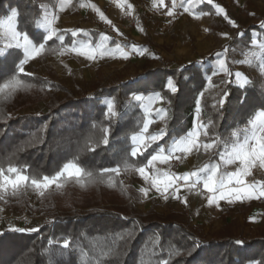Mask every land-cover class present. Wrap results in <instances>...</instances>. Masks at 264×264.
I'll use <instances>...</instances> for the list:
<instances>
[{
	"label": "trees",
	"instance_id": "1",
	"mask_svg": "<svg viewBox=\"0 0 264 264\" xmlns=\"http://www.w3.org/2000/svg\"><path fill=\"white\" fill-rule=\"evenodd\" d=\"M52 1L0 0V18L16 9L19 29L25 30L30 37L38 36L43 30L37 29L35 22L42 16V4ZM258 30L261 32L259 26L250 27L245 35L231 42V47H248L249 38ZM87 33L94 37L100 34L98 31ZM61 34L65 45L72 42L70 32ZM58 47L59 42L53 40L48 42L46 49ZM142 48L148 50L149 46ZM4 53L0 56V82L18 76L24 81L28 78L38 86L61 87L41 77L18 73L17 65L23 59L21 50L4 48ZM213 57L211 55L183 67L148 68L134 79L101 87L92 96H79L65 89L68 96L50 102L48 111L42 114L14 113L13 96L0 95V164L26 167L30 173L51 175L77 153L84 138L91 136L92 146L102 135L100 129L110 127L108 145L100 143L94 152L81 153L79 160L93 172L116 167L127 158L129 138L145 119L140 103L131 99L133 93L145 94V89L147 94L159 91L167 100L169 130L160 144L192 127L197 100L200 101L204 123L210 124V137L216 134L221 139L229 138L230 131L243 127L253 113L264 111V89L255 80H250L245 87L228 83L221 91V94L224 90L229 93L223 109L218 106L221 95L200 99L206 88V76L212 73V66L207 64L216 60ZM170 78L178 89L175 94L169 93L166 87ZM110 100L115 101L118 113L114 118L105 115L106 102ZM155 147L153 144L144 156H148ZM137 159L143 161V157ZM105 177L115 183L127 205L100 204L102 206L95 205L97 207L87 212L64 213L55 208L56 199L51 194L47 197L51 199L47 203L51 209L43 211L49 220L38 228V232H14L10 229L0 232V264H86L92 259L87 253L94 246H102L105 240L112 241L116 236L129 232L131 237L117 241L118 251L106 264H158L161 253L168 254L167 264H264V234L246 236L225 228L211 236L204 235L199 226L192 225L190 216L184 219L175 212L164 214L155 209L145 213L138 211L131 204L139 198L138 191L123 185L120 187V175L106 173ZM96 184L112 189L107 182ZM26 197L25 193H20L21 207H25L23 201ZM64 238L71 239V250L62 251L54 243H49Z\"/></svg>",
	"mask_w": 264,
	"mask_h": 264
},
{
	"label": "snow or ice",
	"instance_id": "2",
	"mask_svg": "<svg viewBox=\"0 0 264 264\" xmlns=\"http://www.w3.org/2000/svg\"><path fill=\"white\" fill-rule=\"evenodd\" d=\"M205 0H187V6L184 3L179 5L183 12L188 13L195 19H200L207 12L194 11L193 6L204 3ZM207 4L213 5V0H206ZM73 3V0H55L51 8L45 6L42 16L35 22L37 29H42V33L38 36L30 37L25 30L18 27V10L12 9L6 17L0 18V40L4 41L3 47H0V56H3L4 48L18 49L22 51L23 59L17 65L16 71L20 74L25 73L24 66L29 60H35L45 51L49 41H58V55L63 56L68 52H74L78 56L85 57L89 61H95L98 57L106 56L111 58H120L128 60L133 53L143 55L145 49L130 46L131 51H126L124 45L112 41L114 47H109L108 43L111 38L102 36L100 42L93 44L90 39L77 40L76 38L83 35L87 37L89 34L82 29L63 30L56 27L59 21L58 12H63L66 6ZM164 5V0H153V6L157 9ZM118 7L120 5H117ZM79 7H89L94 11L101 21L113 27V30L119 33L112 21L101 11L95 4H85L80 2ZM127 8L131 9L132 5L127 4ZM178 7L176 0H172L171 8L164 13L169 17L174 15L175 9ZM217 14H223L224 9L219 5H213ZM55 9V10H54ZM224 18L228 19L224 14ZM234 28L238 27L234 21H228ZM264 29V24H261ZM73 37L70 45L64 44V35L62 32H69ZM143 31V29H141ZM207 31V29H205ZM122 35V34H121ZM242 35V34H240ZM35 41V42H34ZM53 51H57L53 49ZM229 49L225 48L223 52L216 54V66L212 70V75L223 74L228 77L225 82H237L240 87H245L250 83V78L244 73H233L226 60ZM233 64L243 66H257L258 70L264 75V39L260 37H250L249 46L244 53V58L239 61H232ZM33 85L26 83L18 76H13L7 82H0V95L7 97L13 96L22 88H31ZM167 90L171 94H175L178 89L172 80H168L166 84ZM50 90V89H49ZM229 93L227 90L218 100V106L223 109L227 103ZM203 93H201V98ZM132 101L139 102L145 116L144 121L139 126V130L132 134L129 138V148L127 150V158L124 159L116 167L103 168L97 172L87 169L80 163L79 156L83 152H94L96 146L100 143L108 145L110 127H102L100 129L102 135L95 144L90 146L91 136L84 138L82 147L78 148L77 153L67 160L55 173L51 175L30 173L26 167L15 166L8 164H0V193H10L16 196L22 191L32 188L40 197H44L50 189H62L67 184L73 183L84 188L88 185L107 182L110 187H115V183L107 180L106 173H115L120 175L121 171L135 172L144 180L146 187H142L139 191L143 197L147 198L149 192L154 190L166 201L169 195L176 200H181L179 192L181 188L191 192L202 188L207 203L212 206L219 207V201L227 200L232 203L233 199L241 200L243 197L248 199L264 197V182H249L246 183V177L252 176V170L257 166L264 170V111L253 113L243 127H237L230 131L229 138L221 139L219 135L213 134L210 137L208 128L209 124L200 121L201 107L200 101L197 100L195 109V120L193 128L179 136L170 137L164 144L159 141L163 140L167 135L166 128H162L155 133H149V127L155 122V119L165 121L168 119V111L161 107L155 110V119L153 116V105L155 103H163L165 98L159 92L147 94L133 93ZM243 102V101H241ZM115 101H107L105 107V115L108 118L117 117L118 113L115 110ZM96 125H93L95 128ZM204 137L205 139H202ZM156 147L144 156L152 145ZM215 151L218 161L207 163L201 167L195 168L183 174H176L170 170H163L158 165H170V162L183 161L193 153L199 155L201 152L208 153ZM138 157H143V161L138 160ZM228 166H233V170H224ZM3 197L0 196V199ZM187 203L186 197L182 200ZM14 232H22L24 229L12 228ZM33 232H38V228L31 229ZM131 237V232L126 235H118L112 241L105 240L102 246H94L89 253L92 257L86 264H106V261L114 256L118 251L117 241L127 240ZM50 244H55L62 251H68L73 248V243L70 238H64L59 241H49ZM242 244L241 241H237ZM156 250L153 249V252ZM83 254V253H82ZM167 255L161 253L158 264H167Z\"/></svg>",
	"mask_w": 264,
	"mask_h": 264
},
{
	"label": "rangeland",
	"instance_id": "3",
	"mask_svg": "<svg viewBox=\"0 0 264 264\" xmlns=\"http://www.w3.org/2000/svg\"><path fill=\"white\" fill-rule=\"evenodd\" d=\"M78 1L79 0H73V3L71 5L66 6L65 11L58 12L59 21L56 27L58 29L64 28L67 30L93 29L98 31L100 34L104 33L105 31L100 26L92 24L85 19L88 14L96 15V13L94 11L86 12L85 14L81 13L79 10L80 8L77 9V7H79ZM133 1L135 0H132L129 4H131ZM54 2L55 0L52 2H44L42 6L51 8ZM252 7H254V10L257 9L255 8L253 3ZM123 18L124 16L118 20H110L113 22H122ZM180 18L173 22L167 23L174 24L178 22ZM257 21L254 20V22ZM240 22L242 25L244 24L242 20H240ZM135 27L136 24L134 28ZM132 30L127 32H131ZM215 38L216 37H210L209 39L203 40V42H205L204 44L209 45L208 47H211L214 50L219 48V50L213 52V54H209L210 51L201 54L194 53L193 51L195 50V46H193L194 50L192 49L191 53L189 51L186 52V46L182 47V49L179 50V48L185 41H187L188 43L189 41H194V38H192V36L187 33L186 36L181 39V45L176 43L171 47L164 46V48H162L161 52L159 53H157L155 50H152L150 52L147 51L145 52L146 55L145 53L143 54L144 56L141 54L137 56L133 53L128 60L106 56L102 59L98 57L95 61H89L85 57L75 55L72 52H68L63 56L58 55V49L60 46L58 48H55L57 51H53V49L51 48L46 49V51L35 60H29V62L24 66L25 73L28 75L44 78L48 82H54L56 85L61 87H51L50 85H47L45 87L38 86L35 83H32L27 78V80H25L26 83H30L33 86L31 88H22L13 95L12 108L14 110V113L18 114H42L48 111V104L50 102L52 103L53 101L66 98L68 96L66 90L79 96L83 94L92 96L97 89L111 85L113 83H120L134 79L137 75L141 74L148 68H173L175 66L179 67V64L185 66L187 64L183 65V63H189V61H193L196 59L202 60L210 57L211 55H214L213 58L216 59V54L218 52H223L225 46L222 44V40H216ZM3 44L4 41L0 40L1 47H3ZM70 44L71 43H68L66 45ZM228 49L229 51L227 53L226 60L229 69L233 73L240 72L246 74V76L250 78V80H255L260 88L264 89V75L261 74L255 64L249 67L232 63V61H239L243 59L244 53L247 51V49H244L243 51H240L233 47H229ZM161 53H163V55H161ZM132 55H134V57H132ZM207 66H212L211 70H213L216 66V60H213L212 62H210V64H207ZM206 79L207 84L205 90L202 92V98L204 96L217 98L218 96L222 95L221 91L228 84L225 81L229 78L225 77L221 73L217 75L208 74L206 76ZM168 80H172L174 82L172 78ZM233 84L239 87L237 82H233ZM202 98L200 95V99ZM163 103L165 104V101ZM155 120L156 122L158 121L155 125H157L158 128L161 129L166 128L168 135V119L166 120V122L160 121L159 119ZM149 133L153 132L149 131ZM120 176L121 177L118 183L120 187L121 185H123L124 188L127 187L128 189H135L136 192L138 191L139 198L134 199V201L132 202L130 200L128 201V203L131 202V204H133L138 211L145 213L150 209H155L156 211L164 214L175 212L182 216L184 219H186L188 216L191 217V215H189L188 213L180 212L179 208H177V211L173 206L170 207L169 205H165L162 199L153 198V196L150 194L147 198L143 197L139 189L142 187H146L147 185L144 180L138 175V173L131 171H122ZM22 192L27 196L25 198L27 202L23 201L25 207H21L19 205V202L22 201L19 199L20 193L16 196H12L10 193H0V196L3 197L2 199H0V232L5 229L12 228L24 229V231L31 232V229L40 228L41 225L45 223V221L49 220L48 214L43 211L45 208L51 209V206L47 204L51 200L47 197L51 194H53L54 198L56 199L55 208H59L60 211H63L64 213H70L71 211L87 212L97 206L106 204L114 207L127 205L125 202H123V199L121 198L122 194L120 195V193L116 190V187H112V189H105L101 188L99 184H92L81 188L77 184L69 183L62 189H50L48 192H46L44 197H40L32 188H28ZM6 201L8 203H11V205H8ZM14 202H16L17 204H14ZM150 202L153 204H150L151 208L148 205ZM233 224L234 223L225 224V226L221 229L229 228L233 232H236L238 234L241 233L246 236L264 234V227L257 229V231L251 230L245 233V231L240 232L238 228H234ZM192 225L199 226L202 229L203 234L207 236H211L213 233L221 230L218 229L214 232H207L209 234H206L202 226L194 224L193 220Z\"/></svg>",
	"mask_w": 264,
	"mask_h": 264
},
{
	"label": "crops",
	"instance_id": "4",
	"mask_svg": "<svg viewBox=\"0 0 264 264\" xmlns=\"http://www.w3.org/2000/svg\"><path fill=\"white\" fill-rule=\"evenodd\" d=\"M131 1L132 0H82V2L86 5L89 3L95 4L101 11L104 12L108 19L114 20L121 19L125 15V11L127 8L126 5ZM143 1L152 10L153 15L141 12L138 16L136 27L131 32H123L122 37L125 41V44L129 46L135 45L137 46V48L143 49V46L148 45L149 49L144 51V53L147 51L150 52L152 50H155L157 53H159L161 52V49L164 48V46L171 47L176 43L181 45L180 41L186 36L187 33L190 34L192 38H194V41H189V43L185 41L179 48V50H181L182 47L186 46V52L189 51L191 53L193 46H195V50L193 49V52L197 54H201L207 51H210L209 54H213V52L219 50V48L214 50L211 47H208L209 45L204 44L205 42H203V40L209 39L210 37H216V40H222V44L225 46L224 49H228L229 47H231V42L235 38H241L252 26H259L261 30V32H259V30L254 31L252 33L253 38L260 36L261 39H264V32H262L264 29L261 28V24H264V0H213V5H219L224 9L223 14H217L215 7H213V5L207 4L205 0L204 3H201L198 6L194 5L193 8L194 11L207 12L209 13L208 15H204L200 19H195L188 13L183 12L180 20L174 24L167 23L163 20V18L160 17L159 14L162 6L157 9L153 6V0ZM80 2L81 0L78 1L79 4ZM182 3L187 6V0H182ZM252 3L257 9H253L254 7H252ZM117 5L120 6L118 7ZM77 9H79L80 12L84 14L86 12H92L91 8L89 7H77ZM224 14L227 15L228 19L224 18ZM229 20L234 21L235 24L238 25V27L234 28L228 22ZM240 20L244 22L243 25L241 24ZM254 20L258 21L254 22ZM62 29L67 30L64 28ZM141 29H143V31H141ZM205 29H207V31H205ZM92 31L96 32V30L93 29L84 30V32ZM105 35L110 37L108 33L104 32L102 34H99L98 36L95 35V37L93 36V34L89 33L87 37H84L82 35L78 39H90L93 44H96L100 42V38ZM112 41L113 40L111 39L109 42H107L109 47H114ZM244 49H248V47ZM244 49L238 50L243 51ZM134 54L137 56L140 55L139 53ZM161 55H163V53H161ZM132 57H134V55H132ZM195 61L199 60L196 59L193 61H189V63ZM189 63L186 62L183 63V65ZM180 66L183 67L182 64H179V67ZM159 93L162 95L161 92ZM162 96L164 97V95ZM164 101L165 104L155 103L153 105L154 117L155 110L158 108L163 107L168 111L166 99ZM200 121L204 123V115L202 111L200 115ZM157 122L155 120V122L150 125V132L154 133L161 130V128H158V126L155 125ZM195 123L196 120L194 117L193 125L189 130L193 128ZM202 139L205 138L202 137ZM213 161H218V157L215 155L214 150L208 153L201 152V154L199 155L193 153L191 156L187 157V159L180 161L179 165L177 166L173 164V160L170 162V165H158V167L165 171L170 170L171 172L176 174H183ZM224 170L231 171L233 170V166H228ZM149 194L152 195L153 198L162 199L165 205H169L170 207L173 206L176 210L177 208H179L180 212L188 213L189 215H191L193 223L201 225L206 234H209L207 232H214L218 229H221L225 226V224L228 223H234V228H238L240 232L245 231V233L251 230L257 231V229L264 227V197L253 199L243 197L241 200L233 199L232 203H228L227 200H222L219 201V207H217L215 205L210 206L207 203V199L204 193H201L197 190L189 192L186 189L181 188L179 192L181 200H176L172 198L171 195H169V199L165 201L160 196V194L156 193L154 190L150 191ZM185 197L187 199L186 204L182 202ZM150 204L152 203L150 202L148 205L150 206Z\"/></svg>",
	"mask_w": 264,
	"mask_h": 264
},
{
	"label": "built area",
	"instance_id": "5",
	"mask_svg": "<svg viewBox=\"0 0 264 264\" xmlns=\"http://www.w3.org/2000/svg\"><path fill=\"white\" fill-rule=\"evenodd\" d=\"M176 2H177L178 7L175 9L174 15L172 17H169L164 13H166L169 10V8H171L172 0H164V5L162 6L160 10L159 15L166 22H173L177 20L178 18H180V16L182 15L183 9L179 7V5L182 3V0H176ZM131 5H132V8L131 9L127 8L122 22L112 21L115 28L119 30V33L114 31L113 27L101 21L99 19V16H97V14L96 15L88 14L85 17V19L88 22H91L92 24H96L100 26L106 33H108V35L111 37L113 41L126 46L125 50L130 52L131 49L129 46L125 44V41L121 34L123 32L130 31L134 28L136 21H137V17L139 16L141 12H145V13L153 15L152 10L147 6V4L144 1L135 0L131 3ZM179 162L180 161L174 160L173 164L177 166L179 165ZM245 179H246V183L256 182V181L264 182V170L260 169L259 167H256L252 170V176L246 177ZM197 191L204 193V190L202 188H198Z\"/></svg>",
	"mask_w": 264,
	"mask_h": 264
}]
</instances>
